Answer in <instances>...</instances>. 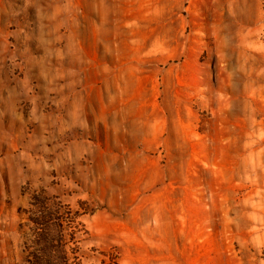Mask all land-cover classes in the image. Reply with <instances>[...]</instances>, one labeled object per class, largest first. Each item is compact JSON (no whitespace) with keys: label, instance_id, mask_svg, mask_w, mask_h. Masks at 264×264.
Masks as SVG:
<instances>
[{"label":"rangeland","instance_id":"obj_1","mask_svg":"<svg viewBox=\"0 0 264 264\" xmlns=\"http://www.w3.org/2000/svg\"><path fill=\"white\" fill-rule=\"evenodd\" d=\"M264 264V0H0V264Z\"/></svg>","mask_w":264,"mask_h":264},{"label":"trees","instance_id":"obj_2","mask_svg":"<svg viewBox=\"0 0 264 264\" xmlns=\"http://www.w3.org/2000/svg\"><path fill=\"white\" fill-rule=\"evenodd\" d=\"M33 262V261H32ZM32 264H50L49 261H46V263L44 262H33ZM64 264H69V262H65Z\"/></svg>","mask_w":264,"mask_h":264}]
</instances>
